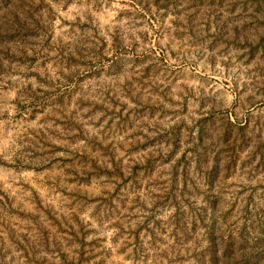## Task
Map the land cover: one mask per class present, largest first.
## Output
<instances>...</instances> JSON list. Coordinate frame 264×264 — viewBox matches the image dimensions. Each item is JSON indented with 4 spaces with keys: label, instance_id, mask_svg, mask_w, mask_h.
Returning <instances> with one entry per match:
<instances>
[{
    "label": "rangeland",
    "instance_id": "374dc122",
    "mask_svg": "<svg viewBox=\"0 0 264 264\" xmlns=\"http://www.w3.org/2000/svg\"><path fill=\"white\" fill-rule=\"evenodd\" d=\"M0 264H264V0H0Z\"/></svg>",
    "mask_w": 264,
    "mask_h": 264
}]
</instances>
